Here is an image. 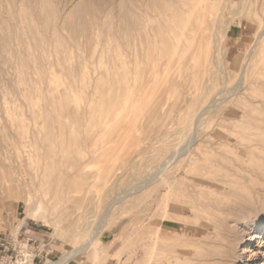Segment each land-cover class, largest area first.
Masks as SVG:
<instances>
[{
    "label": "rangeland",
    "instance_id": "obj_1",
    "mask_svg": "<svg viewBox=\"0 0 264 264\" xmlns=\"http://www.w3.org/2000/svg\"><path fill=\"white\" fill-rule=\"evenodd\" d=\"M59 1L46 26L0 25V236L28 222L27 264L90 239L67 264H211L237 226L238 256L264 264L245 236L264 223V34L247 56L264 0ZM138 15L154 50L183 27L191 47L135 50Z\"/></svg>",
    "mask_w": 264,
    "mask_h": 264
},
{
    "label": "bare ground",
    "instance_id": "obj_2",
    "mask_svg": "<svg viewBox=\"0 0 264 264\" xmlns=\"http://www.w3.org/2000/svg\"><path fill=\"white\" fill-rule=\"evenodd\" d=\"M48 1V0H47ZM61 0L59 1V3ZM64 2V1H63ZM61 2V4L63 3ZM46 0H0V25L2 24H7L9 26H21V27H41V26H46L49 24L48 22V17H46V14H43L44 8L47 6ZM52 3V2H51ZM65 6V5H63ZM54 8V7H53ZM65 8V7H63ZM62 8V9H63ZM70 8V7H69ZM48 11V9H46ZM62 11V10H61ZM49 13V12H48ZM66 14V13H65ZM93 14V13H92ZM91 14V15H92ZM4 15V16H3ZM44 15V16H43ZM80 15V14H79ZM96 17V16H95ZM133 19V18H132ZM61 20V19H60ZM63 20V18H62ZM83 20V19H82ZM90 20V19H89ZM98 20V19H97ZM129 20V19H128ZM127 20V21H128ZM50 21V20H49ZM62 22V21H61ZM65 24V21H63ZM141 22L142 19L140 18V15L135 18L133 22H131L130 25H132V44L134 45L135 50L145 52L147 53L148 50H151V57L154 59H160V60H165L171 58L174 54L181 52L185 53V51L191 47L188 45V43L185 40V35H186V30L184 27L181 29L179 33H175L173 36L168 35L167 40L164 41L160 39L157 43V48L154 50L155 44L157 42L156 38L158 36L156 35H146L143 31L141 30ZM57 23V22H56ZM127 23V22H126ZM99 22L98 21H92L91 23H81L78 26L85 28H89L90 32L92 33L91 29H95L96 26H98ZM75 25V24H74ZM72 26V25H70ZM217 26V25H216ZM3 27V26H2ZM1 27V28H2ZM57 27V26H56ZM127 27V25H126ZM11 28V27H10ZM53 28V27H52ZM71 27H68L70 29ZM77 28V26H76ZM99 28V27H98ZM15 29V28H14ZM75 27H73L72 32H74ZM100 29V28H99ZM126 29V28H125ZM87 30V29H86ZM82 32V31H81ZM264 32V29L261 30L255 38V42L253 45H251V48L247 51V56L253 51L252 48L253 46L258 42V40L261 38L262 34ZM87 33V31H86ZM196 33H199V30H196ZM75 35V34H74ZM91 35V34H90ZM11 36V35H10ZM83 36V35H82ZM91 37V36H90ZM11 38V37H10ZM196 38V37H195ZM8 39V38H7ZM77 39V38H76ZM74 40V38H73ZM193 41V39H192ZM130 41L127 40V46L129 45ZM216 44V43H215ZM168 45V47L166 46ZM257 45V44H256ZM138 47V49L136 48ZM194 47V46H192ZM166 48L168 50H166ZM195 48V47H194ZM129 54V52H128ZM186 55V54H185ZM175 57V56H174ZM177 57V56H176ZM205 57V56H204ZM249 58V57H248ZM247 58V59H248ZM245 59V60H247ZM244 60V59H243ZM172 61V59H171ZM215 61V60H214ZM248 61V60H247ZM246 61V62H247ZM243 63V62H242ZM241 63V64H242ZM218 69V68H217ZM243 69V68H242ZM241 69V71H243ZM244 77V76H243ZM240 77L239 79V87L242 85L243 80ZM132 96V94H130ZM151 100V99H150ZM136 103V102H135ZM133 104V103H132ZM215 108V107H214ZM213 109V108H212ZM121 110L117 113L116 120H120L121 117ZM100 122V120H98ZM104 120H102L100 123L104 124ZM96 122L95 124H97ZM99 124V123H98ZM84 125V124H83ZM195 125V124H194ZM194 130V129H193ZM200 131V130H199ZM198 137V136H197ZM195 138V137H194ZM190 139V138H189ZM195 140V139H194ZM251 142V141H249ZM258 145V144H257ZM259 146V145H258ZM249 148V147H248ZM247 148V149H248ZM260 149V148H259ZM262 150V149H261ZM260 152V151H259ZM183 153V151L181 152ZM181 155V154H179ZM175 156V155H174ZM168 158V157H167ZM175 158V157H174ZM163 169L159 170L158 173H162ZM165 172V171H164ZM164 174V173H163ZM156 175V174H155ZM154 175V176H155ZM153 177V175H152ZM156 179V177H155ZM159 179V178H158ZM151 181V180H150ZM156 181V180H155ZM142 187V186H141ZM261 190V189H260ZM138 191V190H137ZM260 193V192H259ZM41 205V203H40ZM40 205L37 207H34L30 209L29 211L26 212V216L30 217L31 219L35 220L38 218V216L41 213V208ZM232 211V210H231ZM262 211V210H261ZM232 213V212H231ZM249 214V213H248ZM245 218V217H243ZM239 219V218H238ZM248 219V218H247ZM241 220V219H240ZM244 220V219H243ZM231 222V221H230ZM236 222V221H235ZM242 222V221H241ZM234 223V222H233ZM237 223H239L237 221ZM236 223V224H237ZM253 223V222H252ZM232 225V224H231ZM243 225V224H242ZM237 227V226H236ZM235 228H231L230 230L222 235L219 236V239L217 241L216 247L213 251V253H210V262L211 264H237L243 263L242 256H238L237 254V249L239 244L241 243V240H243V237H241V234L239 230ZM239 227V226H238ZM247 229H249V233L245 231V236H249V240L253 241L254 238L260 239L262 242H264V223L260 225V230L261 233L255 237L256 234L252 235L253 232H250L252 229L254 230L256 228V224H249L245 226ZM250 227V228H249ZM19 228V226L17 227ZM245 229V228H244ZM214 234V233H213ZM48 235V234H47ZM212 236V235H211ZM203 237V236H202ZM213 237V236H212ZM210 239V236L207 237ZM246 238V237H245ZM207 240V239H206ZM248 240V239H247ZM210 241V240H209ZM208 243V242H207ZM92 244V239L88 240V242L85 244V246L80 250L76 251L73 250L74 254L72 253H66L65 255L61 256L59 260L57 261H49L46 264H67L68 261H70L72 258L76 257L78 254H84L88 247ZM261 246V245H260ZM262 247V246H261ZM250 248V247H249ZM244 251V250H243ZM246 251V250H245ZM251 252V251H250ZM255 252V251H254ZM253 253V252H252ZM251 254V253H250ZM254 254V253H253ZM256 254V253H255ZM254 254V255H255ZM248 261V259H247ZM256 262V261H255ZM247 263V262H245ZM243 263V264H245ZM249 264V263H248Z\"/></svg>",
    "mask_w": 264,
    "mask_h": 264
},
{
    "label": "built area",
    "instance_id": "obj_3",
    "mask_svg": "<svg viewBox=\"0 0 264 264\" xmlns=\"http://www.w3.org/2000/svg\"><path fill=\"white\" fill-rule=\"evenodd\" d=\"M30 242L28 239L21 240L18 234L0 236V264H27L32 261L31 254L36 250L29 251Z\"/></svg>",
    "mask_w": 264,
    "mask_h": 264
},
{
    "label": "crops",
    "instance_id": "obj_4",
    "mask_svg": "<svg viewBox=\"0 0 264 264\" xmlns=\"http://www.w3.org/2000/svg\"><path fill=\"white\" fill-rule=\"evenodd\" d=\"M20 227H21V233H20V231L18 232V230L19 229H17L16 228V233L18 232V237L21 239V240H25V239H28V240H31V241H33V244L34 243H36V242H40L38 239L36 240V239H32V237L30 236L31 234V230H29V224H28V222H26V221H21L20 222ZM38 234V236H40V233L38 232L37 233ZM41 237V236H40ZM31 244V243H30ZM30 244H28V245H30ZM33 244H31V246L33 245ZM31 246H29V247H31ZM40 248V251H42V252H40V255L42 256L43 255V252L46 254V255H48V253H50L51 251H50V249H51V246L49 245V243L47 242V243H43L42 244V246H40L39 247Z\"/></svg>",
    "mask_w": 264,
    "mask_h": 264
}]
</instances>
